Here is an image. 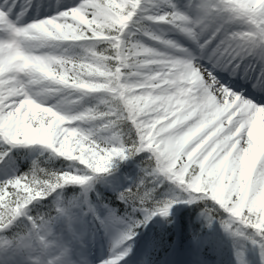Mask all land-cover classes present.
<instances>
[{
	"label": "snow or ice",
	"instance_id": "obj_1",
	"mask_svg": "<svg viewBox=\"0 0 264 264\" xmlns=\"http://www.w3.org/2000/svg\"><path fill=\"white\" fill-rule=\"evenodd\" d=\"M32 6L0 0V142L10 146L0 162L42 145L72 170L0 179V264H89L75 248L85 233L69 187L118 233L101 264H148L147 253L130 259L138 229L198 203L209 225L219 219L264 258V0H57L55 14L25 22ZM77 47L83 55L70 54ZM64 92L98 102L46 104ZM144 153V178L117 196L124 213L101 200V214L88 197L94 177ZM161 175L179 191L158 199L163 185L148 177Z\"/></svg>",
	"mask_w": 264,
	"mask_h": 264
},
{
	"label": "rangeland",
	"instance_id": "obj_2",
	"mask_svg": "<svg viewBox=\"0 0 264 264\" xmlns=\"http://www.w3.org/2000/svg\"><path fill=\"white\" fill-rule=\"evenodd\" d=\"M72 0H62V3L67 4L71 3ZM58 10L57 8V0H33V6L31 10L29 11L27 16H31L32 14H38V18H42L45 16H50L55 14V12ZM170 35H175L170 33ZM177 39H181L182 42L183 38L176 36ZM154 43V42H153ZM58 52L62 50H57ZM248 61H245V66H247ZM257 71H259V68H257ZM236 83H239L237 81ZM75 96L68 95L65 92L60 93L57 95H51L46 99V104L49 106H54L58 105L61 102L64 103V106L67 108H70L72 111H80L84 106V104L76 103L73 104L71 101L75 100ZM258 99V98H257ZM39 150H46V148L42 145H34ZM35 148V149H36ZM29 149L32 151H39V150H34L32 146H29ZM32 153V152H31ZM16 156L15 154L9 153L5 157V161H9L14 159ZM137 160H135L136 162ZM134 165V162L131 163ZM128 168V166H127ZM146 166L142 167V170L145 171ZM10 168L7 169L9 171ZM1 172V169H0ZM111 178V179H110ZM109 186H111L115 190H119L123 185L124 182L127 181L128 174H123L122 172H115L109 177ZM172 186H169L167 188H170L175 191H179V189H176L174 184H169ZM101 214H104V212H101ZM202 214V213H201ZM81 217V215L77 214L76 218L78 219ZM93 216H87L85 217V221H87L91 226L88 229H84L81 226V223L78 222L76 223V227L80 232L85 233L84 237V243L83 245L77 243L75 244V248L78 254H85L88 258L87 255V250L86 246L87 244L92 246L95 251L98 253L100 259H92L96 260L98 264H101L99 261H102L104 259H107L111 254H112V245L115 241V239L118 236V233L115 229L109 230L107 233L103 229L102 231H95L93 229ZM206 222L204 223L205 230H199L198 233H196L199 236V239L201 242L208 244L211 243V246L213 251L216 252L217 254V260H210L206 256H204L199 249L193 247L188 241L186 242H180L179 247L177 249L172 247V251L170 254L169 258V263L170 264H194L192 262H189V258L193 257L196 255V260L197 261H202V264H217V261H220V264H229L232 256L234 255L233 253H237L238 251L235 250L234 245H238V242L245 245L247 248V253L251 254V258L248 259L250 264H264V258L261 256V250L258 247V245H254L251 243L250 240L246 239L245 237H237L235 235H232L230 231H226L225 228L222 226L219 220H216L215 222L211 223L209 225L207 218ZM158 223H163L161 219L157 220ZM58 233H63L65 238L68 239L70 238L66 229V226L64 224H61L58 226L57 229ZM196 236V235H195ZM158 240H161L164 242L166 240V237L164 238L162 236H157ZM107 244H110V248L107 247ZM224 249H230V252H224ZM159 250V249H157ZM139 250H137V254ZM245 252V250H242ZM83 256V255H82ZM189 257V258H188ZM131 260L135 261L138 259H143L141 256H133L130 258ZM164 262V260L161 262V264ZM25 263V258L22 256H18L15 258V260L12 262V264H24ZM233 263V261H232Z\"/></svg>",
	"mask_w": 264,
	"mask_h": 264
},
{
	"label": "trees",
	"instance_id": "obj_3",
	"mask_svg": "<svg viewBox=\"0 0 264 264\" xmlns=\"http://www.w3.org/2000/svg\"><path fill=\"white\" fill-rule=\"evenodd\" d=\"M145 42V38H144ZM76 49V50H75ZM71 52H75L77 55H83V49L81 48H73ZM90 105L96 104L98 101L95 100L92 97H89L85 100ZM87 127V125H85ZM107 135V133H104ZM9 147L5 146L2 142H0V153L8 151ZM32 152V153H31ZM15 154V158L12 160H9L12 171H10L7 175H5V178L14 176V175H20L25 172H28L31 170L34 166L38 165L41 168L47 169L49 171H55V172H63V171H70L67 166L63 163L65 160L63 158H59L55 154L51 153L49 150L46 151H32L29 149L28 146H18L16 148H12L11 151L8 152V154ZM135 160L138 162H141V167H138L133 172V175H130V182L126 185V188L129 187H135L139 184L140 180L144 178L145 171L142 170L143 166H147V153L135 156L133 158H130L127 160V162L132 163ZM8 161L3 160L2 163H7ZM119 163V161H117ZM126 162H121L117 166L121 164H125ZM100 176V175H98ZM162 178V181L158 179H154L153 181H150V177H148V180L151 182V184L155 185H163L157 193V198L162 199L166 196L170 195L171 193L166 189L165 185L172 184L171 181H168L166 178H164L162 175L159 176ZM151 184L149 186H151ZM96 189L98 192L96 193ZM124 189V190H125ZM83 189L79 187H69L66 190H64L63 195L65 198V202L68 200H72L75 196L79 197L80 200L85 197L83 195ZM95 193L97 194L95 197ZM88 194L92 195V197H95L94 203L98 208H101V212H104L105 210L102 209L100 201L103 200L104 203L110 204L112 207L118 208L120 213L123 214L125 211V206L121 204V202L117 199L118 194L114 195L106 190H103L98 185L94 188H92V191H90ZM51 201V198H49V203ZM79 202V201H78ZM205 205L202 203L193 204V205H184V204H178L172 209V215L165 219L166 224L165 226H153L152 232H154V238L149 236L148 234L145 236L144 240L142 241V244L146 246L145 250L147 252V261L152 264H161V262L164 259L165 254L168 251L169 248V240L174 234V226L175 223L179 224L181 229L182 236H190L192 234H196L199 231V227L202 225V218L199 216V212L203 210ZM209 207H211V204H209ZM37 211H44L46 210L43 205L37 206ZM75 211V208L73 209ZM89 214V213H88ZM137 217H141L142 214L137 213ZM142 228V227H141ZM140 228V229H141ZM139 230V229H138ZM157 236H164L166 239L169 240H158ZM193 237V236H191ZM150 242H155V247L149 250L148 245ZM204 250L207 251V246H203ZM159 249V250H157ZM145 252V253H146Z\"/></svg>",
	"mask_w": 264,
	"mask_h": 264
},
{
	"label": "bare ground",
	"instance_id": "obj_4",
	"mask_svg": "<svg viewBox=\"0 0 264 264\" xmlns=\"http://www.w3.org/2000/svg\"><path fill=\"white\" fill-rule=\"evenodd\" d=\"M90 258H92V257H90ZM84 259H86V258H84ZM86 260L89 262V264H92L89 259H86Z\"/></svg>",
	"mask_w": 264,
	"mask_h": 264
}]
</instances>
